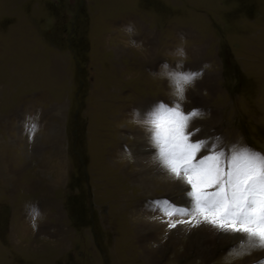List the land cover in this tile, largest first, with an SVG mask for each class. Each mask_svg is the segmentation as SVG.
I'll return each mask as SVG.
<instances>
[{"label": "rangeland", "instance_id": "obj_1", "mask_svg": "<svg viewBox=\"0 0 264 264\" xmlns=\"http://www.w3.org/2000/svg\"><path fill=\"white\" fill-rule=\"evenodd\" d=\"M164 65L202 73L183 101ZM174 101L194 140L264 154V0H0V264L264 261L165 214L186 186L145 120Z\"/></svg>", "mask_w": 264, "mask_h": 264}, {"label": "snow or ice", "instance_id": "obj_2", "mask_svg": "<svg viewBox=\"0 0 264 264\" xmlns=\"http://www.w3.org/2000/svg\"><path fill=\"white\" fill-rule=\"evenodd\" d=\"M201 74L169 73L180 101L185 99V86ZM203 115L201 109L186 111L176 101L173 106L158 103L147 113L145 123L150 126L149 143L156 149L154 159L161 170L186 186L181 191L188 205L180 207L166 200L173 210H165V214L189 216L187 222L193 227L204 224L230 236L238 242L232 251L245 244L249 249L264 250V154L236 144L217 150L222 137L194 140L190 122ZM153 203L159 206L158 201ZM38 214L34 210V215Z\"/></svg>", "mask_w": 264, "mask_h": 264}, {"label": "clouds", "instance_id": "obj_3", "mask_svg": "<svg viewBox=\"0 0 264 264\" xmlns=\"http://www.w3.org/2000/svg\"><path fill=\"white\" fill-rule=\"evenodd\" d=\"M176 54H177L178 56L182 57V58H186L185 51H184L182 48L178 49ZM180 67H183V65L181 64ZM163 68H164V74L167 75V76L169 77V73H170V72L168 71V65H164ZM193 83H194V81H192L191 84L186 85V86H191ZM186 86H185V91H186ZM173 95H176V91H175V90H174V92H173ZM30 207H31V206H30ZM34 210L37 212V210H36L34 207H32V212H31L30 214L34 215ZM38 215H39V214H38ZM38 215H34V216H38Z\"/></svg>", "mask_w": 264, "mask_h": 264}, {"label": "crops", "instance_id": "obj_4", "mask_svg": "<svg viewBox=\"0 0 264 264\" xmlns=\"http://www.w3.org/2000/svg\"><path fill=\"white\" fill-rule=\"evenodd\" d=\"M21 143V142H20ZM20 143H18V145H20ZM3 144H5V148H8V146H9V144L11 145L12 144V142H11V140L10 139H6L3 143H2V145ZM10 148V147H9ZM16 148H18V147H16ZM4 150V149H3ZM39 208V207H38ZM36 210H38V209H36Z\"/></svg>", "mask_w": 264, "mask_h": 264}, {"label": "bare ground", "instance_id": "obj_5", "mask_svg": "<svg viewBox=\"0 0 264 264\" xmlns=\"http://www.w3.org/2000/svg\"><path fill=\"white\" fill-rule=\"evenodd\" d=\"M161 250H163V249H161ZM151 254V253H150ZM154 254V253H153ZM184 254V253H183ZM177 258V257H176Z\"/></svg>", "mask_w": 264, "mask_h": 264}]
</instances>
